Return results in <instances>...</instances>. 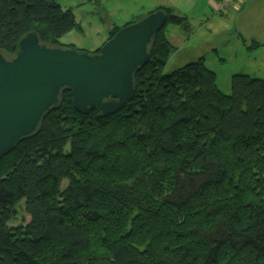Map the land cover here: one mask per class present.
<instances>
[{
    "label": "trees",
    "instance_id": "1",
    "mask_svg": "<svg viewBox=\"0 0 264 264\" xmlns=\"http://www.w3.org/2000/svg\"><path fill=\"white\" fill-rule=\"evenodd\" d=\"M79 27L57 0H0L8 58L30 32L74 48L60 41ZM174 49L163 29L117 113L81 114L66 91L0 159V264H264V77L237 73L226 95L204 57L166 73Z\"/></svg>",
    "mask_w": 264,
    "mask_h": 264
},
{
    "label": "water",
    "instance_id": "2",
    "mask_svg": "<svg viewBox=\"0 0 264 264\" xmlns=\"http://www.w3.org/2000/svg\"><path fill=\"white\" fill-rule=\"evenodd\" d=\"M168 20L157 10L119 29L96 54L44 46L35 32L20 40L13 58L0 52V159L40 130L66 91L81 114L107 117L131 102L135 74L151 62Z\"/></svg>",
    "mask_w": 264,
    "mask_h": 264
},
{
    "label": "rangeland",
    "instance_id": "3",
    "mask_svg": "<svg viewBox=\"0 0 264 264\" xmlns=\"http://www.w3.org/2000/svg\"><path fill=\"white\" fill-rule=\"evenodd\" d=\"M71 8L79 28L65 35L60 43L76 50L94 52L107 42L110 31L135 19H143L159 8H171L176 15L188 17L191 32L179 26L164 28L174 52L166 73L199 57L217 74L221 91L231 94V79L237 73L264 77V0L241 1L218 11L220 0H57ZM247 7V10L245 8ZM255 42L259 45L255 46ZM28 215L22 210L19 220ZM11 224H15L13 221Z\"/></svg>",
    "mask_w": 264,
    "mask_h": 264
},
{
    "label": "built area",
    "instance_id": "4",
    "mask_svg": "<svg viewBox=\"0 0 264 264\" xmlns=\"http://www.w3.org/2000/svg\"><path fill=\"white\" fill-rule=\"evenodd\" d=\"M234 1L235 0H220L218 2V5H217L218 11L220 12V11L224 10L226 7L232 5L234 3Z\"/></svg>",
    "mask_w": 264,
    "mask_h": 264
},
{
    "label": "crops",
    "instance_id": "5",
    "mask_svg": "<svg viewBox=\"0 0 264 264\" xmlns=\"http://www.w3.org/2000/svg\"><path fill=\"white\" fill-rule=\"evenodd\" d=\"M236 1H237V3L239 2L236 8L241 9L242 8L241 1H245L244 3H246V2L250 3L252 1H259V0H235V2ZM235 2L233 4H235ZM246 10H247V7L245 8V10L243 12H245Z\"/></svg>",
    "mask_w": 264,
    "mask_h": 264
}]
</instances>
